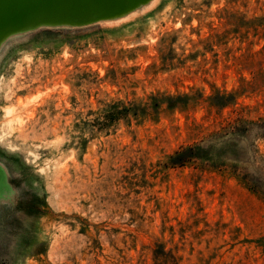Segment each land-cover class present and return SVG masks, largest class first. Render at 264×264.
<instances>
[{"label": "rangeland", "instance_id": "rangeland-1", "mask_svg": "<svg viewBox=\"0 0 264 264\" xmlns=\"http://www.w3.org/2000/svg\"><path fill=\"white\" fill-rule=\"evenodd\" d=\"M0 167V264H264V0L11 34Z\"/></svg>", "mask_w": 264, "mask_h": 264}, {"label": "water", "instance_id": "water-1", "mask_svg": "<svg viewBox=\"0 0 264 264\" xmlns=\"http://www.w3.org/2000/svg\"><path fill=\"white\" fill-rule=\"evenodd\" d=\"M149 0H0V46L13 33L42 26H83L120 16ZM0 167V185L4 184Z\"/></svg>", "mask_w": 264, "mask_h": 264}, {"label": "trees", "instance_id": "trees-1", "mask_svg": "<svg viewBox=\"0 0 264 264\" xmlns=\"http://www.w3.org/2000/svg\"><path fill=\"white\" fill-rule=\"evenodd\" d=\"M123 110H129V107H124ZM122 110H113V115H116V112H121ZM243 123V119L241 117L235 118L231 120L227 127L229 131L236 132L237 128ZM202 156V145L201 144H189L186 146H182L179 149H176L172 154L169 156L168 163L171 165H178V164H185L187 161L198 158ZM169 256V258L163 259L161 256ZM155 257L159 260V262L166 261V263L176 261V257L170 253H166L162 249H156Z\"/></svg>", "mask_w": 264, "mask_h": 264}]
</instances>
